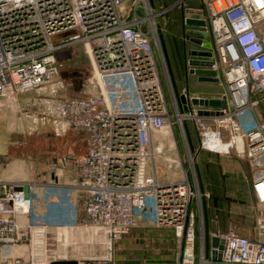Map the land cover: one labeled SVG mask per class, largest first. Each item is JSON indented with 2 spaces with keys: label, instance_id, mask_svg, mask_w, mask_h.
Masks as SVG:
<instances>
[{
  "label": "built area",
  "instance_id": "obj_1",
  "mask_svg": "<svg viewBox=\"0 0 264 264\" xmlns=\"http://www.w3.org/2000/svg\"><path fill=\"white\" fill-rule=\"evenodd\" d=\"M187 1L178 0L174 8ZM126 2L0 0V99L16 102L28 93L49 91L33 123L51 127L58 137L81 133L87 146L81 158L71 160L69 186L0 180V264L68 261L48 253L47 226L17 221L18 216L30 215L31 193L43 187L73 191L85 221L105 236L110 255L77 264H113V245L145 220L149 206L153 216L147 222L172 228L179 238L177 264H264V0L203 4L207 18H199L207 26L201 30L211 36L212 46L207 47L205 37L199 47L192 43L196 49L186 48L212 57L189 56L182 69L188 79L196 76L190 60L214 62L211 69L218 79L224 77L225 90L215 99L224 105L213 110L195 106L194 99L205 98L192 94L184 80L178 85L168 61L161 56V64L156 57L167 22L163 19L173 6L157 9L154 0H133L127 14ZM190 38L183 30L185 46ZM78 44L86 47L91 75L82 82L80 96L68 97L69 83L60 76L56 53ZM247 112L253 115V126L241 125L240 117ZM193 129L198 149L192 148ZM165 139L170 140L167 150ZM219 143L227 149H220ZM200 152L246 157L258 207L259 241L234 229L225 234L209 231L222 248L210 245L207 250L212 217L206 204L211 194L202 187L196 165ZM157 159L169 173L165 183L159 182ZM149 160L153 173L148 171Z\"/></svg>",
  "mask_w": 264,
  "mask_h": 264
},
{
  "label": "rangeland",
  "instance_id": "obj_2",
  "mask_svg": "<svg viewBox=\"0 0 264 264\" xmlns=\"http://www.w3.org/2000/svg\"><path fill=\"white\" fill-rule=\"evenodd\" d=\"M177 1L154 0V3L157 9L163 6L174 8ZM210 1L212 0H203L205 5ZM133 3V0H127L125 3L127 14L131 13ZM177 8L171 10L163 19L167 21L161 35L164 44L162 41L156 51V57L162 64L161 56H163L167 63L165 46L170 62L167 65L174 79L175 76L177 77L178 85L184 80L192 93L210 99L217 98L225 90L224 87L219 86V83L200 82L199 77L193 75L186 79L179 73L183 68L185 48L180 40L181 11ZM61 39V36L56 37L54 41ZM205 40L210 41L208 37ZM56 59L61 65V78L69 83L67 96H80L82 82L91 75V62L85 45L78 44L61 49L56 53ZM219 81L224 83L222 75L219 76ZM48 92H31L20 97L16 102L0 99V180L31 181L38 177L34 182L41 183L42 176L47 179L52 176L57 177L58 173L65 176L74 170L71 160L81 158L85 154L87 146L83 134L71 131L58 137L52 132L51 127L33 123L35 117L39 118L38 108L43 105L42 102L48 96ZM35 99H38L36 106H34ZM214 108L206 107L207 110ZM262 109L264 117V107ZM256 111L259 112V109ZM240 122L241 125L245 123L249 126L256 123L251 112L241 116ZM261 122L264 123V120L261 119ZM205 124L208 125L207 122ZM192 131L195 141L197 135L194 129ZM169 142V139L163 141L166 150L169 149ZM64 161L71 162L66 166ZM164 165L162 160H156L160 183L167 182L169 177ZM196 165L202 187L211 194V199L206 204L208 214L212 217L209 231L211 229L212 233L225 234L234 229L239 235L250 236L251 230L255 227L258 207L248 192L250 165L246 157L238 156L235 152L229 155L200 152ZM148 171L153 173L150 160ZM175 172V169L171 170V174ZM50 185L56 183L50 182ZM31 197L33 201L30 215L18 216L17 221L20 225L33 224L47 226L50 229V235H47L49 254L68 261L88 262L110 255V250L105 244V236L85 221L81 201L73 191L43 187L38 188L36 193H31ZM152 216V209L149 206L144 212L145 220L115 242L111 252L113 264H177L180 253L179 238L172 228L149 224L147 220ZM251 239L259 241L258 233L252 234Z\"/></svg>",
  "mask_w": 264,
  "mask_h": 264
},
{
  "label": "water",
  "instance_id": "obj_3",
  "mask_svg": "<svg viewBox=\"0 0 264 264\" xmlns=\"http://www.w3.org/2000/svg\"><path fill=\"white\" fill-rule=\"evenodd\" d=\"M187 5H189L191 8H188L184 10L183 12V30H184V36L186 34L190 35V42L193 43L196 46H200L203 43V39L207 37V33L202 31L201 29L206 28L207 23L204 19H200L199 17H203L204 13L200 9L202 3L201 0H188ZM188 16V17H186ZM193 28L191 30L186 31L185 28ZM164 44L163 38H161ZM165 53L169 62V57L167 50L164 46ZM185 55H184V65H186L188 57H197V58H211L212 54L207 53V52H199L197 50L194 51H189L187 52L186 46H185ZM213 61H207V60H199V59H192L189 61V64L195 69L191 71V74H194L199 77V81L201 82H213V83H218V73L217 71L211 69L213 65ZM170 64V62H169ZM173 74V73H172ZM181 100L184 102L183 98ZM193 104L195 106H205V107H222L224 105L223 102L219 100H214V99H194ZM201 115L202 112H199ZM208 114V113H205ZM212 115H214V112H211ZM192 148L194 149L193 145ZM220 239L217 237H211L209 228L207 227L206 230V243H207V250H209L210 245L213 247H219L220 249L222 246L220 245ZM209 256V252L207 254ZM212 258L215 259H220L219 257L216 258L214 255H212ZM57 264H77L76 261H62Z\"/></svg>",
  "mask_w": 264,
  "mask_h": 264
},
{
  "label": "crops",
  "instance_id": "obj_4",
  "mask_svg": "<svg viewBox=\"0 0 264 264\" xmlns=\"http://www.w3.org/2000/svg\"><path fill=\"white\" fill-rule=\"evenodd\" d=\"M203 1V0H202ZM203 4H204V2H202ZM205 8V7H204ZM203 13H204V11H203ZM204 18H207V12L205 11V13H204ZM261 33L264 35V25L263 26H261ZM183 34H182V37H181V42H182V44H183V46H184V48H185V44H184V41H183ZM208 38H209V40L210 41H206L205 40V42H206V45L207 44H210V45H207V47L209 48V47H211L212 45V38H211V36H208ZM187 48H189V49H196L195 48V46L192 44V43H188V46H186ZM186 48V49H187ZM184 55H185V53H184ZM183 62H184V60H183ZM201 82V81H200ZM221 84V85H220ZM219 86H221V87H224L225 86V84L224 83H222V82H220L219 83ZM192 93V92H191ZM192 94H194V93H192ZM196 95H198V94H196ZM199 96H201V95H199ZM201 97H203V96H201ZM203 98H205V99H210V98H206V97H203ZM214 100L216 99V98H213ZM249 163V162H248ZM250 165V164H249ZM72 174H73V172L72 173H69L68 175H65V176H63V174H60V173H58L57 174V177L56 176H52V177H50L49 179H47L46 177H44V176H42V177H40V179L42 180V182H44V183H47V184H50V182L51 183H56V184H60V185H70V184H73V181H72ZM36 179H38V177H36L35 179L33 178V179H31V181L32 182H34ZM49 180V181H48ZM248 192L250 193V195H251V197H252V199H253V201H254V198H253V196H252V194H251V168H250V182L248 183ZM255 202V201H254ZM207 208H208V206H207ZM256 224V223H255ZM254 233H255V227L253 228V230H251V232H250V236H247V237H250L251 238V235L253 234L254 235Z\"/></svg>",
  "mask_w": 264,
  "mask_h": 264
},
{
  "label": "trees",
  "instance_id": "obj_5",
  "mask_svg": "<svg viewBox=\"0 0 264 264\" xmlns=\"http://www.w3.org/2000/svg\"><path fill=\"white\" fill-rule=\"evenodd\" d=\"M177 9H179V8H177ZM179 11H181L180 9H179ZM181 27H182V34H183V16L181 15ZM182 36V35H181ZM175 45V44H174ZM184 71H183V69L181 68V72H179L180 73V75L183 77L184 76V73H183ZM192 132L193 131H191V138H192V142H193V145H194V147L196 148V149H198L199 148V141H198V139L196 140V138H195V141H194V139H193V134H192ZM174 231V230H173ZM210 231H211V229H210Z\"/></svg>",
  "mask_w": 264,
  "mask_h": 264
},
{
  "label": "flooded vegetation",
  "instance_id": "obj_6",
  "mask_svg": "<svg viewBox=\"0 0 264 264\" xmlns=\"http://www.w3.org/2000/svg\"><path fill=\"white\" fill-rule=\"evenodd\" d=\"M203 1L201 0V3H202ZM188 8H191L189 5H187V3H185L183 6H181L179 9L181 10V15L183 16V12H184V10H186V9H188ZM200 9L202 10V11H204V13H205V8H204V6H203V3H202V5H201V7H200ZM184 60V59H183Z\"/></svg>",
  "mask_w": 264,
  "mask_h": 264
},
{
  "label": "bare ground",
  "instance_id": "obj_7",
  "mask_svg": "<svg viewBox=\"0 0 264 264\" xmlns=\"http://www.w3.org/2000/svg\"><path fill=\"white\" fill-rule=\"evenodd\" d=\"M217 146L220 148V149H227V147L226 146H224L223 144H217ZM59 239V238H58ZM70 241V240H69ZM18 254H24L26 257L28 256V252H26V253H23L22 251H19L18 252Z\"/></svg>",
  "mask_w": 264,
  "mask_h": 264
}]
</instances>
